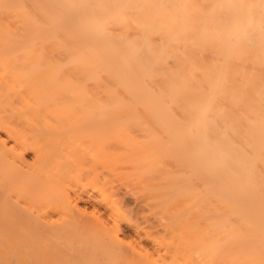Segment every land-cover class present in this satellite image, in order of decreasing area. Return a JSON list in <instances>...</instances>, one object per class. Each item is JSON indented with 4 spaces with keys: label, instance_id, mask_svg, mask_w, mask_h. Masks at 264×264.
Returning <instances> with one entry per match:
<instances>
[{
    "label": "bare ground",
    "instance_id": "1",
    "mask_svg": "<svg viewBox=\"0 0 264 264\" xmlns=\"http://www.w3.org/2000/svg\"><path fill=\"white\" fill-rule=\"evenodd\" d=\"M0 264H264V0H0Z\"/></svg>",
    "mask_w": 264,
    "mask_h": 264
}]
</instances>
